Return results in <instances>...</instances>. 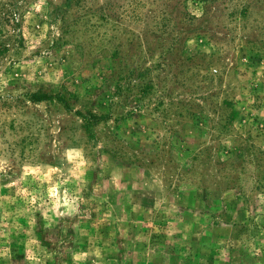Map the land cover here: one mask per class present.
Segmentation results:
<instances>
[{
  "label": "rangeland",
  "instance_id": "1",
  "mask_svg": "<svg viewBox=\"0 0 264 264\" xmlns=\"http://www.w3.org/2000/svg\"><path fill=\"white\" fill-rule=\"evenodd\" d=\"M0 264H264V0H0Z\"/></svg>",
  "mask_w": 264,
  "mask_h": 264
}]
</instances>
